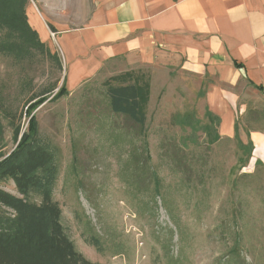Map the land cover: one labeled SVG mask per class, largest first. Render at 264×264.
<instances>
[{"label": "rangeland", "instance_id": "obj_1", "mask_svg": "<svg viewBox=\"0 0 264 264\" xmlns=\"http://www.w3.org/2000/svg\"><path fill=\"white\" fill-rule=\"evenodd\" d=\"M94 2L29 0V23L79 27ZM51 37L45 43L61 64L40 49L22 59L0 51V161L33 118L32 139L59 164L53 198L76 249L97 264H264V170L260 180L249 176L237 185L260 160L245 125L232 138L219 133L205 105L209 80L179 69L155 74L144 130L112 111L109 74L55 97L64 68ZM243 84L256 99L251 83L240 90ZM0 185L20 195L12 180ZM29 198L41 201L36 193Z\"/></svg>", "mask_w": 264, "mask_h": 264}, {"label": "crops", "instance_id": "obj_2", "mask_svg": "<svg viewBox=\"0 0 264 264\" xmlns=\"http://www.w3.org/2000/svg\"><path fill=\"white\" fill-rule=\"evenodd\" d=\"M94 1L84 25L54 32L70 93L98 76L149 67L152 99L155 74L190 71L209 80L205 105L221 136L245 125L253 159L264 164V93L254 86L264 87V0ZM32 26L51 42L46 21ZM244 81L256 99L245 84L239 89Z\"/></svg>", "mask_w": 264, "mask_h": 264}, {"label": "trees", "instance_id": "obj_3", "mask_svg": "<svg viewBox=\"0 0 264 264\" xmlns=\"http://www.w3.org/2000/svg\"><path fill=\"white\" fill-rule=\"evenodd\" d=\"M28 2L0 0V29L4 30L0 51L22 59L34 49H40L61 64L57 52H51L30 25ZM49 26L56 31L54 25ZM105 82L112 111L129 116L145 130L151 99V75L142 68L130 69ZM254 86L264 93L262 85ZM64 92L69 91L62 81L55 97ZM42 97L34 107L46 100L45 96ZM34 122L32 118L14 152L0 161V184L12 180L20 193L13 194L0 185V264H97L76 249L61 222L62 208L53 198L59 164L48 147L32 139L36 133ZM248 144L252 149L253 143ZM262 170L264 164L259 161L253 172L239 175L237 185L249 176L260 180ZM32 193L40 195L41 201L30 200ZM261 202L264 203V197ZM8 210L13 211L12 216ZM90 242L96 246L99 244L97 237H92Z\"/></svg>", "mask_w": 264, "mask_h": 264}, {"label": "built area", "instance_id": "obj_4", "mask_svg": "<svg viewBox=\"0 0 264 264\" xmlns=\"http://www.w3.org/2000/svg\"><path fill=\"white\" fill-rule=\"evenodd\" d=\"M51 34H52L53 37L55 36V33L54 32H52Z\"/></svg>", "mask_w": 264, "mask_h": 264}, {"label": "bare ground", "instance_id": "obj_5", "mask_svg": "<svg viewBox=\"0 0 264 264\" xmlns=\"http://www.w3.org/2000/svg\"><path fill=\"white\" fill-rule=\"evenodd\" d=\"M35 17V16H34ZM37 20H38V18H37Z\"/></svg>", "mask_w": 264, "mask_h": 264}]
</instances>
